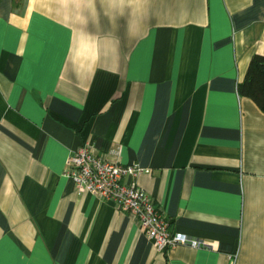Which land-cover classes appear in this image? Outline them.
I'll return each instance as SVG.
<instances>
[{"label":"crops","instance_id":"crops-1","mask_svg":"<svg viewBox=\"0 0 264 264\" xmlns=\"http://www.w3.org/2000/svg\"><path fill=\"white\" fill-rule=\"evenodd\" d=\"M255 54L264 0H0V264H264V111L237 91ZM84 144L203 244L158 251L78 191Z\"/></svg>","mask_w":264,"mask_h":264},{"label":"built area","instance_id":"built-area-1","mask_svg":"<svg viewBox=\"0 0 264 264\" xmlns=\"http://www.w3.org/2000/svg\"><path fill=\"white\" fill-rule=\"evenodd\" d=\"M142 172L136 164L108 161L95 155L88 144L71 152L66 159L64 175L71 178L77 190H86L134 216L147 238L158 251L178 245L197 247L200 241L170 229L168 218L155 206L152 198L139 186L134 177ZM125 176L131 180L125 182Z\"/></svg>","mask_w":264,"mask_h":264},{"label":"trees","instance_id":"trees-1","mask_svg":"<svg viewBox=\"0 0 264 264\" xmlns=\"http://www.w3.org/2000/svg\"><path fill=\"white\" fill-rule=\"evenodd\" d=\"M240 95L247 96L264 111V56L251 57L244 77L237 84Z\"/></svg>","mask_w":264,"mask_h":264}]
</instances>
